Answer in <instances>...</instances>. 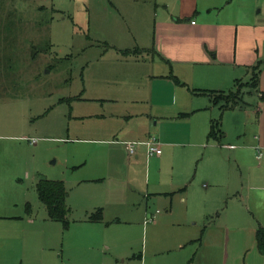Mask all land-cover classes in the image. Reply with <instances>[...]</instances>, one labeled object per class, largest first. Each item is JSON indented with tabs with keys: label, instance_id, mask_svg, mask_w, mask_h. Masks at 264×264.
<instances>
[{
	"label": "rangeland",
	"instance_id": "obj_1",
	"mask_svg": "<svg viewBox=\"0 0 264 264\" xmlns=\"http://www.w3.org/2000/svg\"><path fill=\"white\" fill-rule=\"evenodd\" d=\"M96 2L0 0V264H170L166 255L152 256L155 238L168 237L170 227L154 231L151 226L143 229L142 222L146 204L154 210L168 208L170 203L165 199L161 198L159 204L157 200L146 203L144 196L149 189L167 190L176 177V166L171 161L160 164L152 158L147 176L146 165L144 169L140 164L128 183H118L123 198L117 203V197L108 194L115 180H93L102 167L104 150L94 141L92 130L99 132L120 125L110 117L103 120L94 115L118 111L120 107L96 99L109 87L106 76L98 79L99 72L93 67L95 55L105 50L100 46L112 35L95 28L91 12ZM240 2V6L264 21V12L260 13L261 5L256 0ZM112 55L113 52L108 55L109 64ZM261 72L260 78L264 80V61ZM252 77L253 72L244 81ZM97 88L100 93L94 92ZM207 100L202 97L199 101ZM128 105L129 102L123 103L120 109ZM256 106L260 109L257 115L242 109L224 113L211 105V112L204 110L196 117L207 114L208 118H219L230 140L247 127L253 141L258 135L257 127L264 123V99ZM165 123L168 136L172 122L168 119ZM188 123L189 117L178 118L181 128ZM159 129L152 126V130ZM199 150L201 155L202 149ZM180 151L175 159L178 157L179 163L190 162L195 171L197 161L194 163V157L183 148ZM164 152L167 155L165 148ZM118 156L124 159L123 154ZM229 166L232 174L240 178L237 164L232 162ZM206 170L200 168V175ZM241 172L248 181L250 170L242 167ZM40 179L65 182L69 225L48 218L36 191ZM172 203L179 210L178 202ZM99 207L105 208L107 220L120 217L122 222L106 227L84 221ZM231 210L225 207L220 212L224 224L233 223L231 217L225 219ZM251 240L254 236L249 238L247 231L232 230L225 243L226 264H243ZM221 251L224 254V247ZM175 257V264H185Z\"/></svg>",
	"mask_w": 264,
	"mask_h": 264
},
{
	"label": "crops",
	"instance_id": "obj_2",
	"mask_svg": "<svg viewBox=\"0 0 264 264\" xmlns=\"http://www.w3.org/2000/svg\"><path fill=\"white\" fill-rule=\"evenodd\" d=\"M256 1L262 14L264 0ZM239 3L240 0H106V3L97 0L91 12L96 30L106 35L112 33L100 46L105 50L95 55L93 67L99 72L98 79L106 76L109 87L101 93L100 88L95 89V93H100L96 99L120 107L129 102L124 110L119 107L118 111L94 114L103 120L110 117L120 125L99 132L92 130L94 141L104 150L102 167L93 180L101 183L115 180L108 194L117 197V203L123 198L118 183L122 186L124 181L128 183L132 171L140 164L144 169L147 167V176L152 158L160 164L171 161L176 166L173 168L176 177L167 190L149 192L148 184L144 196L146 203L157 200L159 204L161 198L168 201V208L163 209L165 214L146 204L142 222L143 229L151 226L154 231L170 227L168 237L155 238L151 254L154 258L166 255L170 264H175L174 256L185 264H221L222 260L226 264V240L232 230L238 229L247 231L249 238L254 236L243 264H264V253L256 239L258 230L264 229V123L259 124L258 135L251 141V129L247 127L228 139L221 122L219 142L209 139L211 122L219 118H208L207 114L200 119L196 117L204 110L211 112V105L221 108V103L213 102L212 95L236 92L241 85L243 101L237 109L256 115L260 112L256 105L261 93L264 94V80L260 78L256 90L245 85L251 79H244L259 61H264V21ZM110 52L114 54L112 64ZM202 97L208 100L199 101ZM180 116L189 117L191 123L181 128ZM168 119L172 125L167 136ZM153 125L160 129L152 130ZM153 136L160 142L162 153L149 157L146 146L140 143ZM130 142L139 143L132 155L127 147ZM181 148L194 157V163L197 161L195 171L190 162L179 163L178 157L175 159ZM118 154H123L124 159ZM232 162L238 166V179L230 170ZM242 167L250 170L248 181L243 177ZM200 168H207V173L200 175ZM173 201L178 202L179 210ZM225 207L232 208L225 217L226 220L231 217L232 224H224L221 219L220 212ZM99 210L100 222H91L90 217ZM105 214V208L99 207L84 221L106 227L122 222L120 217L109 221ZM144 251L147 260L146 245Z\"/></svg>",
	"mask_w": 264,
	"mask_h": 264
},
{
	"label": "trees",
	"instance_id": "obj_3",
	"mask_svg": "<svg viewBox=\"0 0 264 264\" xmlns=\"http://www.w3.org/2000/svg\"><path fill=\"white\" fill-rule=\"evenodd\" d=\"M262 63L258 62L253 68V77L251 82L245 83L246 86L258 90L260 83V74H261ZM241 85L242 83H238ZM239 85H237L239 87ZM242 86V85H241ZM241 86L237 89L236 92L230 93H220L214 94L213 102L215 104H222L221 110H235L241 106L240 102L243 101V93L241 92ZM241 95V96H240ZM264 99V94L261 93V100ZM209 139L216 141H221L222 139V130L220 121H212L211 128L209 132ZM36 191L39 197L40 202L45 206L48 217L51 220L59 221L69 225L67 219L70 209L67 206V189L63 181H52L48 179H40L36 185ZM93 223L100 222L101 220V210L92 214L89 219ZM257 244L261 252L264 253V229L261 228L256 234Z\"/></svg>",
	"mask_w": 264,
	"mask_h": 264
},
{
	"label": "built area",
	"instance_id": "obj_4",
	"mask_svg": "<svg viewBox=\"0 0 264 264\" xmlns=\"http://www.w3.org/2000/svg\"><path fill=\"white\" fill-rule=\"evenodd\" d=\"M136 144L139 143H128L127 147H128V151L129 153L132 155L135 153V146ZM140 144H144L147 148V155L149 157L155 156V155H160L162 153V149L160 148V142L157 140L156 137H150L148 139V141L140 143ZM260 158V156H259ZM151 221V220H148Z\"/></svg>",
	"mask_w": 264,
	"mask_h": 264
}]
</instances>
